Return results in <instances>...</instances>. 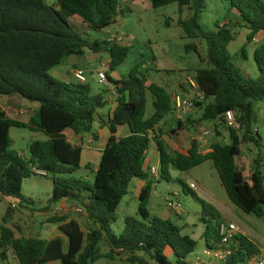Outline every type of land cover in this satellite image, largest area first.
<instances>
[{
    "label": "trees",
    "instance_id": "1",
    "mask_svg": "<svg viewBox=\"0 0 264 264\" xmlns=\"http://www.w3.org/2000/svg\"><path fill=\"white\" fill-rule=\"evenodd\" d=\"M153 9L176 4L181 15L178 26L186 39L200 41L205 45V66L196 70L195 80L203 93V103L194 102L201 110L198 123L217 122L222 115L233 111L239 130L227 127L230 143L211 144L210 151L202 154L197 141L189 148L178 147L172 153L161 139L162 131L156 129L172 114V95L162 85L148 81L146 76L133 69L127 79L113 80L106 73L107 82L113 86L116 107L103 126L110 136L93 181L76 177L82 168L83 148L72 144L65 136L71 131L75 136L92 133L97 111L107 102L102 95H91L87 84H66L54 80L48 73L70 56H82L84 50L109 55L108 70L114 72L128 56L129 48L117 41L90 42L71 30L69 20L78 18L93 31H102L116 22L118 15L129 12L121 7L120 0H0V96L18 97L36 104L29 120L21 122L9 118L0 110V196L14 208L34 206L35 201L22 195L23 181L31 176L51 177L52 195L46 206L68 201L85 214L94 228L84 233L80 224L65 216H54L49 224L57 225L66 236L68 248L64 253L62 240H45L22 236L20 232L0 227V259L11 251L19 264H94L109 259L113 251L127 257L130 264H192L188 258L197 243L182 234V228L169 219L153 217L147 210L152 187L160 180L170 181V170L188 172L205 162H211L229 201L246 214L264 221V171L260 154L252 162V172L247 180L236 161L241 154L240 146L252 143L260 146V139L253 130L254 105L264 101V45L253 53L258 75L251 77L241 69L228 51L234 41V26L247 31L246 44L264 33V0H229V13L236 11L232 21H216L215 31H203L199 21L207 8V0H148ZM186 52H197L196 43L185 45ZM246 60L245 47L238 60ZM147 95L151 98L152 114L146 117ZM180 122L176 129L165 133L168 137L178 135L184 129ZM195 124L192 122L191 125ZM128 126L130 134L117 138V129ZM12 128L43 133L45 141H35L28 147L29 158H22L11 149ZM217 135L219 133L217 132ZM159 154L158 178L150 177L146 160L151 144ZM86 170L91 167L85 165ZM145 181L138 198L136 217L123 219V227L115 234L112 225L115 214L128 194L132 180ZM193 197L196 195L193 194ZM200 222L204 226L205 245L217 249L220 237L218 226L221 215L212 205L200 201ZM42 209V212L44 211ZM6 212L3 222L10 216ZM213 243V248L210 246ZM110 248L102 254L99 243ZM231 255L223 264H247L257 255L258 248L242 234L235 237ZM172 257V260H171Z\"/></svg>",
    "mask_w": 264,
    "mask_h": 264
},
{
    "label": "rangeland",
    "instance_id": "2",
    "mask_svg": "<svg viewBox=\"0 0 264 264\" xmlns=\"http://www.w3.org/2000/svg\"><path fill=\"white\" fill-rule=\"evenodd\" d=\"M128 3L130 11L124 15H118L115 24L102 31L96 32L91 30L78 18L69 20L71 30L79 32L80 35L87 38L90 42L113 40L129 48V53L124 63L114 72H109L108 70L107 62L109 61V55L107 53L101 52L96 54L86 49L82 56L72 57V59L80 62L79 64H81V68L85 72V84L90 87L91 95L96 96L101 94L104 102H107L109 95L112 96L113 94L107 91V89L111 88V84L99 82V71L103 70L113 80H123L127 79L129 73L137 68L139 72L146 76L149 82L163 85V81L167 78L172 83L179 81L186 82L196 75L197 69L205 66L204 43L186 39L182 29L178 26V20L180 18L186 19L188 17L186 10L180 15L176 4L153 9L148 0H127L123 8ZM234 17H237V13L234 10L229 13V0H207V8L201 14L199 24L203 31L212 32L216 30V21H220L221 23L232 21L234 23ZM233 33L235 34V39L229 44L228 51L241 69L245 70L251 77H256L258 70L254 63L253 53L256 48L264 45V33L257 35L248 45L246 44L248 31L244 27L234 26ZM193 42L197 44V52H186L185 45ZM243 47H245L247 59L238 60V56ZM59 67L64 68L66 66L62 62ZM48 75L54 80L63 83L62 79L57 77V74L49 72ZM71 84L75 83L73 82ZM176 90L179 94H184L191 99L195 93L188 84H179ZM0 103L3 104L11 116L23 120H27L32 115L33 109L37 107L36 104H31L18 97L0 96ZM110 109L111 106L107 103L104 108L97 111L95 120L97 116H100L101 119L107 121L106 116ZM147 109H150V107ZM201 112L202 109H194L187 116L193 118V122H195L193 125L190 122L187 124L185 122L187 117H185L183 121L187 125H184V128L191 129L195 132L197 125L200 124L201 126L209 128L214 133V135L206 136L210 138L211 142L229 144L228 126L221 121L215 122V126L209 122H196L200 118ZM254 112L255 122L253 124V130L259 136L260 146L257 147L252 143L242 144L240 146L241 154L237 158V166L247 180L250 179L252 172V162L258 154L261 156L262 170L264 171V101L254 105ZM175 125L174 117L169 115L160 123L159 127L165 131H169ZM215 131L219 135H216ZM10 138L12 140L11 149L24 159L29 158L28 147L31 143L45 141L47 139L43 133L30 132L26 129L17 128L10 130ZM153 144H151V148H154ZM208 147V144L205 147H202L200 144L199 150L203 153ZM88 167L91 166L88 165ZM75 176L87 177L89 181H93V175L83 167ZM170 177L171 179L168 182L160 180L159 183H156L155 196L170 200L180 206L179 214L172 213L171 221L182 228L183 235L189 236L197 243V247L194 253L189 256V260H193L197 254L202 253L206 249L203 236L204 226L200 222L202 213V204L200 201L215 207L221 215V222L236 224L239 231L247 234L251 242L258 249L264 250V221L252 214L244 213L229 201L211 162H205L188 172L170 170ZM135 182L136 180L130 183L128 194L123 199L120 209L114 216L115 223L112 225V229L115 234H119L122 230L123 215L126 214L123 211H128V215L134 214L131 211L138 201L134 199L135 201L131 202L129 199L135 191ZM193 183L197 186L196 190L190 189V184ZM193 194L198 198L193 197ZM22 195L34 200L35 205L14 208L10 205V202L0 196V227L3 225L10 227L17 226L22 236L36 238L41 234L43 238L47 239L50 236H54L56 231L54 232L52 230L57 229V225L48 223L49 219L54 216H65L77 221L85 234L94 228L92 222L77 207H65L60 212L55 210V205L51 207L50 211L44 209L48 205V201L52 195L51 177L33 175L27 178L23 181ZM8 209L11 210V218H8L6 220L7 222L4 223L3 218ZM42 209H44L43 212ZM17 234L18 236L20 235L19 233ZM104 245V242L99 243L101 252L105 250ZM210 246L213 248L211 241Z\"/></svg>",
    "mask_w": 264,
    "mask_h": 264
},
{
    "label": "crops",
    "instance_id": "3",
    "mask_svg": "<svg viewBox=\"0 0 264 264\" xmlns=\"http://www.w3.org/2000/svg\"><path fill=\"white\" fill-rule=\"evenodd\" d=\"M127 6L130 9L129 3ZM72 57H74V56H70V57H68L62 61V62H64L66 67L60 68L59 67L60 64H59L58 66H56L55 68H53L50 71L54 74H57V77L62 79V82L66 83V84H71L73 82L76 83V80L73 76V71L76 69H82L81 64H79L80 62L76 59H72ZM108 63H109V61L107 62V64ZM192 78H195V75ZM192 78H190V79H192ZM190 79H188L186 82L179 81V82H175V83L173 82L172 83V82H170V79L167 78L165 81H163L162 86H164L168 92L170 90L169 93L171 95H176V94H179V92L176 90V87H178L179 84H184V85L188 84V81ZM115 81H117V80H115ZM181 88H183V87H181ZM107 91L113 93V86L111 85V88L107 89ZM179 95H182V94H179ZM13 98H17V97H13ZM107 103H109L111 106V109H110L108 115L106 116L108 118L112 115V113L116 107V104L114 103V96L113 95L112 96L109 95ZM148 107H150V109H147V113H146L147 118L150 117V115L152 114L151 98L147 95V108ZM35 109H33V111ZM0 110L4 111L9 118L19 120L21 122L26 123L30 118V116H29V118L27 120H23V119H17L15 117L11 116L6 111V109L4 108L3 104H1V103H0ZM33 111H32V113H33ZM21 114H22V111H21ZM171 115L174 117L173 114H171ZM15 116H16V114H15ZM174 120L176 122V125L174 127H172L170 130L177 128L179 121L175 117H174ZM95 121L96 122L93 123L91 134H87V135H83V136H75L71 131L65 132V136L67 137V140L69 142H71L72 144H75V145H80L83 148L82 155H81V166L84 167L85 165H90L91 170H88V171L92 175H94V172L96 171V167L98 166L100 158H101V153L104 150V148L106 147L107 141H108L109 136H110L109 130L103 126V123L105 121L103 119H101L100 116H97V119ZM180 122L183 123L184 121H180ZM185 122L187 124L189 122L192 123L193 118L187 117ZM187 124H184V125H187ZM159 129L163 133L161 135V139L164 141L165 145L167 146L169 153H170V151H172V152L175 151L178 147L189 148L190 141L195 140V141H197L198 145L201 144L202 147H205L206 144L209 145V147L202 153V154H205V153H208L210 151L211 144L216 143V142H211L209 137H200L197 135L196 132H194L191 129L189 130L187 128H184L181 132H179L178 135H175L172 137H168L167 135H165V133L168 131L161 129L159 126L156 129V133H158ZM215 133L217 135V131H215ZM129 134H130V131H129L128 126H121L117 129L116 137L117 138H123V137L128 136ZM213 135H214V133H213ZM153 146H154V148L150 147V149L148 151L147 160H146L147 169H149L150 167H158L159 168V154H158V151L156 149L155 144H153ZM236 164H237V161H236ZM249 164H250V161H249ZM134 180H136L135 191L133 193V196L130 197V199H129V201H131V202L135 201L134 199H136L138 201L141 189L145 186V181L137 180V179H134ZM134 180H132V182H134ZM154 180H156V179H154ZM155 192H156V184H154L152 187L150 200H149V203L147 205L149 214L153 217H158L160 219H169L171 221V215H172V213H174L169 207V204L171 203V201L167 200V199H162V198L156 197ZM153 194H154V197H153ZM123 199H122V201H123ZM122 201H121V203H122ZM121 203H120L117 211L120 209ZM69 206L77 207L74 203H71L68 201H61L58 204H56L54 207H55V210L60 211L62 208L69 207ZM137 210H138V203L135 204V206L132 210L133 212L131 211V213H134V214L128 215L127 214L128 211L127 212L123 211V213H126L123 215V219L127 216L136 217ZM68 219L74 220L72 218H68ZM4 226H6L7 228H10V229L17 227V226L10 227L7 225H4ZM93 227H94V225H93ZM52 231H54V232L56 231V234L54 236H50L49 238L45 239L40 234L39 238L45 239V240L60 238L62 240V250L65 253L67 251V248H68V240H67L66 236H64L62 233H59L60 231L58 230V228L56 230H52ZM17 233H19L21 235V232H16L15 238L20 237V235L18 236ZM240 234L245 236L251 242V240L247 234L242 233V232H240ZM104 248H105V250L101 253L102 254H108L110 252V248L108 247V245L105 244ZM258 250H259L258 254L264 253V250H262V249L261 250L258 249ZM0 252H1V249H0ZM188 260H189V258H188ZM189 261H191V260H189ZM99 262H100V264H130L127 261V257L124 256L123 254H120V252H118V251H113L112 256L109 259L103 258V259L98 260L94 264H98ZM0 264H19V263H18L16 257L14 256V254L9 250V251H7V258L6 259H0ZM47 264H60V263L58 261H52V262H48Z\"/></svg>",
    "mask_w": 264,
    "mask_h": 264
},
{
    "label": "built area",
    "instance_id": "4",
    "mask_svg": "<svg viewBox=\"0 0 264 264\" xmlns=\"http://www.w3.org/2000/svg\"><path fill=\"white\" fill-rule=\"evenodd\" d=\"M126 2L127 0H120L121 7H123ZM73 76L77 83L85 84L86 77L85 72L82 69L74 70ZM98 78L100 83H107L106 73L103 72V70L99 71ZM188 85L195 92L192 99L186 95H172V114L178 121H183L185 117L189 116L194 111V109H196L194 102L203 103L205 101L203 93L200 92L198 89V84L195 78L190 79L188 81ZM222 120L228 127L232 128L233 130H239V124L237 123V117L235 112L227 111L222 115ZM209 123L213 126L215 125L214 121ZM195 132L200 137H206L208 135L213 134V132H211L209 128L201 126L200 124L197 125ZM147 172L150 177L157 179L159 174V168L150 167ZM190 189L196 190L197 186L194 183L190 184ZM169 207L173 212L179 214L180 206L177 203L171 202L169 204ZM56 211L60 212L59 210ZM217 230L220 237L218 248H206L202 251V253L197 254L194 259L190 261L192 264H223L231 255L232 250L230 249V247L234 242L235 237L240 234L237 225L234 223L222 222L219 224ZM247 264H264V253L252 256L247 261Z\"/></svg>",
    "mask_w": 264,
    "mask_h": 264
}]
</instances>
